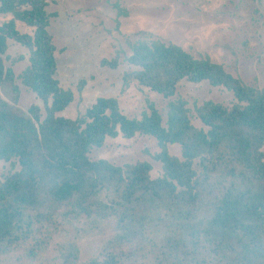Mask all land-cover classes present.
Returning a JSON list of instances; mask_svg holds the SVG:
<instances>
[{"label": "trees", "instance_id": "trees-1", "mask_svg": "<svg viewBox=\"0 0 264 264\" xmlns=\"http://www.w3.org/2000/svg\"><path fill=\"white\" fill-rule=\"evenodd\" d=\"M50 0H0V161L20 171L0 181V256L22 251L38 260L59 232V218L85 216L90 230L112 226L97 257L81 262L77 243L64 247L61 264H264V85H247L208 56L196 58L161 39L130 43L123 76L170 100L178 86L207 82L233 94L231 106L169 101L167 119L152 102L129 118L115 98H99L77 119L59 116L74 101L56 79L57 47L49 33ZM118 18L127 16L114 4ZM17 22L33 29L21 33ZM120 22L117 21V28ZM12 40L29 52L17 77L5 66ZM119 52L103 67L117 69ZM22 59V58H21ZM19 79L43 103L18 107ZM155 139L162 175L147 162L119 167L89 154L108 139ZM178 145L181 158L169 147Z\"/></svg>", "mask_w": 264, "mask_h": 264}, {"label": "rangeland", "instance_id": "rangeland-1", "mask_svg": "<svg viewBox=\"0 0 264 264\" xmlns=\"http://www.w3.org/2000/svg\"><path fill=\"white\" fill-rule=\"evenodd\" d=\"M115 3L126 10L127 16L118 18ZM47 11L52 15L49 33L57 47L56 79L63 89L74 94V101L59 114L61 117L75 120L97 99L115 98L129 118H141L148 111V102H152L165 123L169 101L182 98L188 103L192 124L202 128L195 106L208 101L225 106L234 103L232 93L207 82L183 81L170 100L137 82L124 91L123 76L134 69L126 61L131 55L129 45L141 39L176 44L196 58L210 57L249 86L264 85V0H50ZM11 19V15H0V25ZM17 28L21 33H33L32 28L20 22ZM8 45L3 57L5 66L18 77L29 66V52L12 40ZM118 52L121 55L117 69L101 65L102 60L110 61ZM16 84L20 89L18 107L27 112L38 105L44 118L43 103L19 79ZM159 152L152 137L120 136L108 139L102 148L93 149L89 158L107 160L119 167L147 162L152 166L151 177L157 179L162 175L161 163L154 160ZM169 153L181 158L178 145L170 146ZM16 171H20L18 165L13 167L10 162L0 161V181ZM58 220L61 228L38 260L27 259L18 251L0 256V264H61L64 247L72 243L78 244L83 263L97 257L113 236L112 226L90 230L85 216Z\"/></svg>", "mask_w": 264, "mask_h": 264}]
</instances>
